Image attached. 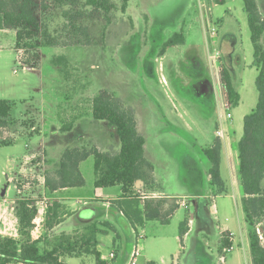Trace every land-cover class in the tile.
<instances>
[{
  "label": "rangeland",
  "instance_id": "obj_1",
  "mask_svg": "<svg viewBox=\"0 0 264 264\" xmlns=\"http://www.w3.org/2000/svg\"><path fill=\"white\" fill-rule=\"evenodd\" d=\"M111 1L115 7L110 13L109 22L103 12L83 6L84 0L74 10L70 6L56 7L51 0L47 2L46 9H39L37 14L42 26L49 29L58 45L41 48L37 68L22 66L21 61L30 59L32 53L24 49L16 52V32L0 30V99L13 103L12 125L5 130L0 129V141L13 142L0 147V197L15 199V205L22 198H43L41 177L45 179L47 172L57 170L66 147L96 146L112 152L121 149L118 136H112V128L107 122L93 118V99L101 90H107L119 98L125 107L134 111L136 119L148 125V136L145 135L147 150L160 161L157 163L158 179L166 192H178L185 187L200 192L209 187L206 156L201 148L213 138L216 117L203 122L197 117V113L202 114L201 110H196L197 113L192 110V118L187 116L190 106H203L206 110L202 112L211 115V101L204 87L206 82L197 85L194 77L201 70H197L188 59L185 45L172 48H165L164 45L186 25L189 43L205 45L207 40L208 46L213 47L218 40H208L205 29L216 25L218 37L233 36L243 61H251L254 48L244 1L225 0L224 3L211 5L209 0V6H213L210 9L208 5L201 6L198 0H130L125 12L122 10L123 0ZM257 1L260 5L264 4V0ZM65 9L83 12L76 24L87 27L89 44L77 43V38L86 40L85 35L66 25L67 21L62 16ZM166 50L165 56L160 57ZM58 57H62L59 62ZM255 70L236 71L241 101L231 109L230 121L225 122L235 142L243 135L244 114L250 113L257 105ZM163 76L167 83H164ZM181 115L179 122L173 120H178ZM168 119L176 124V128L171 126ZM185 120L189 124L186 129L183 127ZM33 125L34 129L31 127ZM138 129L145 131L142 123ZM163 130L177 131L182 143L163 144L158 139ZM34 153L27 161L26 157ZM80 169L86 183L85 186L76 187V196L80 197L79 200H86V203L79 204L82 209L75 213V217L79 222H84L89 214L97 210L99 214L96 220L103 221L108 213L109 217L113 212L105 210L102 202H91L89 197L116 199L121 196L122 189L117 185L95 187L92 156L82 162ZM170 199L178 201L176 198ZM77 201L74 200L76 204ZM37 205L42 207V203ZM181 215L180 220L174 218L165 225L160 221H148L145 228L139 229V232L148 235L141 241L143 249L146 239L149 240L150 233L156 229H162L167 238L166 243L161 245L150 239L149 255L156 258L159 250L163 249L165 257L170 262L174 260L173 255L182 249L180 223L189 215L188 210L183 208ZM112 216L115 220V215ZM198 218L199 223L205 226L199 214ZM13 219L14 216H11ZM78 221L75 220V225H78ZM217 222L212 216L211 224L216 226ZM115 225L116 231L110 230L98 238L104 257L110 258L111 262L116 257V254L110 257L115 239L118 234L121 237L127 234V228L122 223L116 222ZM62 229L69 230L67 225ZM196 230L197 227L190 237L189 247L198 238ZM121 237L117 239L119 245L122 244ZM201 245L204 246V241ZM209 245L217 257L218 244L213 232ZM231 252L221 254L227 259L224 264H232L230 256L236 255L237 251ZM141 259L138 264H143ZM183 259L186 256L181 250V262ZM202 259L205 262L208 260L206 256ZM67 262L96 264V259L93 255H86L69 258Z\"/></svg>",
  "mask_w": 264,
  "mask_h": 264
},
{
  "label": "trees",
  "instance_id": "obj_2",
  "mask_svg": "<svg viewBox=\"0 0 264 264\" xmlns=\"http://www.w3.org/2000/svg\"><path fill=\"white\" fill-rule=\"evenodd\" d=\"M49 0H0V29L16 32V52L24 49L32 53V57L21 61L23 67L37 68L40 60V50L44 46L58 45L57 40L42 26L38 17L39 9H46ZM59 8H77L82 0H51ZM225 0H214V3H224ZM244 9L248 15L251 31V41L254 48L253 64L258 68L256 87L258 102L256 107L244 117L243 135L238 141L239 180L244 192L242 199L243 211L249 229L250 251L254 264H264V16L256 0H243ZM130 0H123L122 10L127 11ZM83 6L94 11L103 12L107 21L115 7L111 0H84ZM69 28L81 32L86 40L77 38V43L89 44L87 27L76 24L83 16L82 11L62 12ZM184 38L175 33L164 47H172L182 43ZM164 52V51H163ZM62 57L57 58V62ZM57 63L56 61H54ZM222 87L228 96L232 108L240 102V94L235 88L230 70L221 67ZM13 103L0 99V129L12 125ZM93 118L106 121L115 135L118 136L121 149L117 152L103 151L96 146L66 147L62 152L59 167L55 172L45 174V186L49 192L65 187H81L85 185V177L80 164L89 157L94 159L95 187L120 186L122 194L119 198L110 200L116 209V214L124 217L137 231L147 221L157 220L168 224L180 207L173 199L165 197L149 198L142 205L140 195L135 191L136 184L143 182L146 186L155 184L154 165L146 156V137L138 129L137 119L132 109L124 106L121 100L107 90H101L93 99ZM27 125V124H26ZM31 125V124H30ZM32 129L35 126H31ZM13 144L12 140L0 141L1 146ZM203 154L210 163L208 170L210 185L216 195L226 194L228 186L221 174L223 151L222 139L216 137L212 146L204 148ZM37 199L22 198L15 205V213L19 223V236L0 234V264H67V257L93 255L96 264H108L101 258L98 251V235L116 231V225L110 221H92L86 224L76 234L61 233L49 237L45 234L34 239L32 230L38 215ZM167 206V207H166ZM60 208L57 199L47 202L46 224L51 229L58 217L56 211ZM114 210V208H112ZM112 210V211H113ZM117 215V216H118ZM188 219L180 223L179 237L183 242L187 232ZM119 237L117 236L116 239ZM115 239V240H116ZM234 236L231 232L222 235L223 249H232ZM147 264H156L153 261Z\"/></svg>",
  "mask_w": 264,
  "mask_h": 264
},
{
  "label": "crops",
  "instance_id": "obj_3",
  "mask_svg": "<svg viewBox=\"0 0 264 264\" xmlns=\"http://www.w3.org/2000/svg\"><path fill=\"white\" fill-rule=\"evenodd\" d=\"M209 3H210L209 0L200 1L201 6H203V4L209 6ZM257 3H258L261 13L264 16V4L260 5L258 1ZM214 4L218 5V3H214ZM214 4L212 3L211 5H214ZM129 5H130V2H129ZM128 7H127V10H128ZM212 7L213 6H209L210 9ZM0 30L5 31L8 29H0ZM175 33L181 34L184 38V41L172 47H175V46L178 47L180 45H185L187 47V52L189 54L188 59L194 63L197 70H201V73L197 71V74L194 77L195 79H197L196 83L197 85L201 86L203 85V82H206L204 86L206 88L205 89L206 96L211 101V107L209 108L210 109L209 113L211 115L205 114V112H202L206 110V108L203 106L201 107L200 106H195V107L190 106V109L187 110V112H189L187 116H191L192 118V114L194 111L201 110L202 114H198L197 111L196 113H197L198 119L202 120L203 122L205 121V119L216 117L214 118L216 120L215 121L216 125H215V130L213 132V138L208 141L209 144L207 143V146L201 148V150H203L204 148L211 147L215 138L217 137L216 130L219 126L217 98H219L221 94L220 87H219V84L216 82L217 78L214 75L215 74L214 68L211 67V63L209 60V49L210 48L207 44V40H206L205 45L200 44V43H195V42L189 43V38H188L189 32H188L186 25L181 27L180 30L176 31ZM232 38L233 36L222 39V37L219 38L217 36L218 41H216L214 45L220 48L222 52V62L230 70V73L232 75L233 84L238 91L239 90L237 86L238 77L236 75V71L239 69H242L244 71H247L248 69H251V71L252 69H256L255 73L257 77L259 70L253 64L254 57L251 61L250 60L243 61V59L241 58L240 54L237 51V40L235 39V37H234L235 40H233ZM261 41L263 44L264 34L262 36ZM166 52L167 50L165 52H162L163 54H161L160 57L161 56L164 57ZM196 64H199V65H196ZM200 65L202 68L200 67ZM163 81L164 83H167V79L164 76H163ZM240 101H241V98H240ZM184 111L186 112V110ZM245 115L246 114H244L243 117H245ZM178 117H179L178 120L177 119H173V120L174 121L176 120L177 122H179L180 119H182V115ZM168 122L171 124V126H173V128H176L175 123L173 124L172 121H170L169 119H168ZM141 123L145 127V131H143L142 133L148 136V128H149L148 125L142 122V120L139 121L137 119L138 127L140 126ZM193 124L196 125L195 123ZM188 126L189 124L185 120L183 127L186 129V127ZM199 126H202V124L201 125L199 124ZM229 130L230 129L228 125H226L227 135L222 140L223 151H222V160H221V174L228 186L229 191L226 194H221V195H216L214 193L213 188L210 185V175L208 172L210 168V163L207 158L205 159L206 160L205 169L207 172V181L209 183L208 188L205 187V189L201 190L200 192L190 191L187 187L182 188L178 192H174V191L171 193L166 192V190L163 187V184L160 183L158 179L157 163H160V161L156 157H153V155H151V153L147 150V146H146V156L154 165L155 184L149 187V186H146L143 182H138L135 187L136 193H140V197L141 195H144L145 199L161 198V197H165L168 199L176 198L178 202H180L179 203L180 207L176 210V212L174 213L170 221L174 218H177L178 220H180L182 216L181 213H182L183 208L188 210L189 215H187L186 217V219H188V223L186 225L187 232L184 235L183 242L181 241L179 237V240L182 243V249L180 248V252L177 253L176 255H173L174 260L172 262H170L168 258L165 257V253L164 251H162L163 249L159 250L158 252L159 255L156 258L149 255L148 253L150 239H154V241H157L159 245L166 243L167 238L165 236L164 231L162 229H156L152 231V233H150L151 237L149 238V240L146 239L145 247L144 249L142 247L141 253L138 257L136 264L139 263V259L141 257H142L141 260L143 264H147L150 261H153L156 264H214V256H215L216 264H221V262L219 263L220 261L219 255L221 256L222 254V252L220 251V247L222 245V235L224 232H231L234 236L233 247L231 251L236 250L237 254L230 256L232 257L231 258L233 261L232 264H254L253 257L250 251L249 234H248L249 229H248V225L245 219V214H244L243 206H242V199L244 197V192L241 187V183L239 180V173H238L239 158H238L237 144L242 136L239 139H236V142H235L233 137L228 133ZM111 131H112L111 132L112 136L115 135L114 130L112 129ZM158 139H160L163 144L166 143V144L173 145L174 143L175 145L176 144L180 145L182 143L181 135L177 131L167 132L163 130L162 132H160ZM147 145H148V142H147ZM34 155L35 153L31 156L26 157L27 161ZM81 164H80V168H81ZM160 165H164V164H160ZM40 184L43 185L42 190H40L43 193V198L42 197H40V199L36 198L38 200L36 204L42 203V207H39L37 205L38 215L34 221L35 227L32 230V236L34 239L39 238L45 234H48L49 237L59 235L61 233L76 234L77 232L81 231L86 224L96 220V217L99 214V211L97 210L89 214L86 218V221L84 222H79L78 219L75 217V213L79 212L82 209V206H81L82 203L83 205L86 203V200H79L80 197L76 196V192L78 191L76 187H65V188L58 189L51 193L46 188L45 179L43 177H41ZM49 199H57L60 203V208L58 211H56V214L58 215V217L55 221L54 227L51 229L46 224L47 223L46 222V217H47L46 206H47V202ZM77 199H78L77 201L78 204L74 202V200H77ZM89 200L95 204H100V202H102V205L105 207V210L111 213L113 212V214L115 215V220H113L114 219V216H112L113 214H111V216L109 215L108 217V214H109L108 213L105 217L106 219L103 221H110L113 224H116V222L122 223L127 228L126 236L123 235L121 237V235L118 234V237L119 238L121 237L120 240L122 244L119 245L116 239L114 242V246L110 252V257H111V253L115 252L114 254H116V257H114V262H111L110 258L108 259L104 257L103 252L99 246V239H98L97 249L101 253L102 260L104 262L107 261L108 264H129V258L131 255L133 244L135 242L139 229L142 227H137L138 230L134 231L133 227L130 225V223L127 221L126 218L116 214L117 211L110 202V200H113V199L108 200L107 198H103V197H89ZM112 208H114V210ZM198 214H199V217H201L200 219L202 221H205V226H202V224L199 223ZM11 216H14L13 220H11ZM212 216H214V218L217 219L218 221L216 226L211 224ZM37 219H39L40 221H37ZM75 220L78 221V225H75ZM151 221H154V220H151ZM146 223L144 224L143 228H145ZM197 223L199 224L197 225ZM209 224H211V228ZM66 225L68 226L69 230L62 229ZM196 227H197V230H196L195 235L198 236L199 239L198 238H196L197 240L194 239V243L189 247L188 242L190 241V237L194 233V230L196 229ZM212 232L214 234V237L217 239V244H218L217 257L216 255H214L213 251H211L210 245H209V239L211 238ZM0 234L14 236V237L19 236V223H18V219L15 213V199H8L7 197H0ZM99 235H102V234H99ZM99 235H98V238H99ZM144 238H148L147 233H145ZM125 241H127L128 244L127 243L125 244ZM203 241H204V246L201 245ZM206 249H208L209 251H207ZM181 250L185 253V256H186V259H183L182 262H181ZM84 256L86 255L80 256L79 258H82ZM203 256L207 257L208 260L206 262L204 261V259H202ZM69 258H74V257H67L66 262L68 261ZM225 260L227 262V259ZM15 264H24V263H15Z\"/></svg>",
  "mask_w": 264,
  "mask_h": 264
},
{
  "label": "built area",
  "instance_id": "obj_4",
  "mask_svg": "<svg viewBox=\"0 0 264 264\" xmlns=\"http://www.w3.org/2000/svg\"><path fill=\"white\" fill-rule=\"evenodd\" d=\"M201 0H198V2L200 3ZM213 4H214V0H210ZM212 32V33H211ZM205 33H206V37L208 40H215L218 36V29L217 26L214 25L211 28H209V26H207V29H205ZM209 60L211 63V67L214 68V72H215V77L217 78V83L219 84L220 87V96L219 98H217V108H218V128L216 130V135L217 137H219L220 139H224L227 135V131H226V125L225 122H229L230 119L232 118V113H231V109H232V105L228 99L227 94L225 93L223 87H222V80H221V67H222V52L220 50V48H218L217 46H213V47H209ZM140 200L142 203L145 202V196L141 195ZM178 202V201H177ZM180 203V202H178ZM145 237V233L144 232H138L137 237L135 239V242L133 244L132 247V251H131V255L129 258V264H136L138 257L141 253L142 250V244L141 241L142 239ZM232 249H223V253H228L229 251H231ZM114 257V253H111V258ZM225 261V256L221 255L220 256V262L221 264H223Z\"/></svg>",
  "mask_w": 264,
  "mask_h": 264
}]
</instances>
